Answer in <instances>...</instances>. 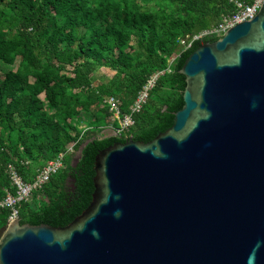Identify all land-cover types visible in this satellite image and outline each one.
<instances>
[{
	"label": "water",
	"instance_id": "obj_1",
	"mask_svg": "<svg viewBox=\"0 0 264 264\" xmlns=\"http://www.w3.org/2000/svg\"><path fill=\"white\" fill-rule=\"evenodd\" d=\"M180 73L172 127L100 151L69 225L8 222L0 264H264V3Z\"/></svg>",
	"mask_w": 264,
	"mask_h": 264
},
{
	"label": "trees",
	"instance_id": "obj_2",
	"mask_svg": "<svg viewBox=\"0 0 264 264\" xmlns=\"http://www.w3.org/2000/svg\"><path fill=\"white\" fill-rule=\"evenodd\" d=\"M234 10L231 0H0V70L17 67L0 77V202L16 193L9 165L32 182L74 143L82 150L76 161L67 155L65 168L17 205L21 225L73 222L93 200L97 154L130 139L148 143L172 127L184 105L180 70L198 46L219 38L187 44ZM101 70L114 75L100 80ZM161 72L130 137L105 135L113 118L106 100L118 98L128 113ZM11 213L0 207V229Z\"/></svg>",
	"mask_w": 264,
	"mask_h": 264
},
{
	"label": "built area",
	"instance_id": "obj_3",
	"mask_svg": "<svg viewBox=\"0 0 264 264\" xmlns=\"http://www.w3.org/2000/svg\"><path fill=\"white\" fill-rule=\"evenodd\" d=\"M234 5V12L230 15L223 17L218 26L211 30H206L200 34L194 35L190 42L187 44L186 40H182L183 45L187 44L190 48L194 42L201 41L208 36H216L221 38L230 28L236 24L253 20L259 13L263 6L264 0H231ZM174 58L171 59V62ZM171 72L170 70H167ZM163 74L156 73L150 77L147 83L139 92L134 104L130 107L128 113H123L121 102L116 97H110L106 100L109 110L113 118L110 120L107 130L117 137H130V131L135 127L134 116L141 112L149 99L150 92L155 87L158 78ZM74 143L67 146V151L59 154L55 159L47 162L44 167L39 170L37 176L32 182L23 181L17 169L13 165H9V175L12 180L13 186L16 188V193H7V196L0 202L1 208H10L12 213L9 217V222H13L19 218L17 205L21 202H29L34 192L43 190L44 186L49 183L51 178L65 168V158L67 155L74 154Z\"/></svg>",
	"mask_w": 264,
	"mask_h": 264
},
{
	"label": "rangeland",
	"instance_id": "obj_4",
	"mask_svg": "<svg viewBox=\"0 0 264 264\" xmlns=\"http://www.w3.org/2000/svg\"><path fill=\"white\" fill-rule=\"evenodd\" d=\"M4 69H2V70H0V77H3L4 75H2V73L1 72H4L5 70L6 71H9V70H17V67L15 66V67H13V68H9V67H5V66H2ZM71 68H69V70H70ZM5 71V72H6ZM68 74L70 75V73L68 72ZM114 75V73L113 72H110V71H106V70H101V71H99V72H97L96 74H95V77L96 78H100V80H103V81H107V80H109L108 78H111L112 76ZM95 78V79H96ZM40 98L41 99H44L45 98V96H44V94L43 95H41L40 96ZM84 126L85 125H82V127L84 128ZM104 134L105 135H109V134H111L109 131H105L104 132ZM78 156H79V153H74V160L76 161V159L78 158ZM74 161V162H75Z\"/></svg>",
	"mask_w": 264,
	"mask_h": 264
},
{
	"label": "bare ground",
	"instance_id": "obj_5",
	"mask_svg": "<svg viewBox=\"0 0 264 264\" xmlns=\"http://www.w3.org/2000/svg\"><path fill=\"white\" fill-rule=\"evenodd\" d=\"M37 174V173H36ZM8 222H9V220H8Z\"/></svg>",
	"mask_w": 264,
	"mask_h": 264
}]
</instances>
